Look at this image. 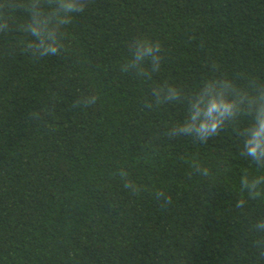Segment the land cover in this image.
Listing matches in <instances>:
<instances>
[{
	"label": "trees",
	"instance_id": "16d2710c",
	"mask_svg": "<svg viewBox=\"0 0 264 264\" xmlns=\"http://www.w3.org/2000/svg\"><path fill=\"white\" fill-rule=\"evenodd\" d=\"M8 20L0 264H264V231L255 227L264 195L241 187L245 175L264 176L242 155L252 115L205 143L170 137L188 118V100L157 105L153 93L175 86L190 99L205 82L227 79L254 95L264 86V0H86L62 26L60 53L40 58L25 47V9ZM140 38L162 46L158 71L144 62L150 76L122 71Z\"/></svg>",
	"mask_w": 264,
	"mask_h": 264
},
{
	"label": "clouds",
	"instance_id": "9594fccd",
	"mask_svg": "<svg viewBox=\"0 0 264 264\" xmlns=\"http://www.w3.org/2000/svg\"><path fill=\"white\" fill-rule=\"evenodd\" d=\"M48 2L54 5L51 11L44 10V0H23L20 3H17V0H0V33L8 30V16L11 11L17 7L25 9L28 13V21L24 24L23 31L32 37L25 47L36 58L60 53L63 48L62 26L70 22L73 14L83 11L86 4V0H48ZM161 49L159 42L148 38L138 39L135 42L134 56L128 63L122 65V71L135 69L139 75L150 76V72L144 67V62L150 61L151 71H158L162 60ZM153 93L157 105L164 101L188 100V118L171 128L168 132L170 137L191 135L201 143H205L227 125L234 123L242 113L252 115L250 125L240 133L244 137L242 155L250 157L256 164L264 167V86L258 87L253 95L237 89L230 80L213 79L205 82L190 99L182 89L175 86L154 88ZM96 100L97 97L92 96L85 98L83 103L90 105ZM193 167L201 171L202 175H209V170L200 168L198 163H193ZM261 185H264V176L250 179L245 175L241 181L242 189L246 190L253 199L264 195ZM130 186L125 184V187ZM156 195L158 199L166 202L164 192H158ZM244 203L243 199L238 200L237 207H243ZM255 227L264 231V221L259 222Z\"/></svg>",
	"mask_w": 264,
	"mask_h": 264
}]
</instances>
